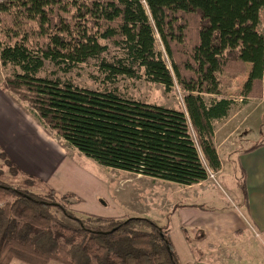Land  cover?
Returning a JSON list of instances; mask_svg holds the SVG:
<instances>
[{
  "label": "trees",
  "instance_id": "trees-1",
  "mask_svg": "<svg viewBox=\"0 0 264 264\" xmlns=\"http://www.w3.org/2000/svg\"><path fill=\"white\" fill-rule=\"evenodd\" d=\"M263 17L264 0H3L0 64L12 74L2 89L102 167L196 185L220 171L214 124L228 116L233 102L224 91L247 65L241 96H262ZM47 64L64 74L93 64L107 87L125 78L169 93L177 84L185 112L40 77ZM35 182L0 147V264H181L168 224L139 216L81 219L71 208L80 198Z\"/></svg>",
  "mask_w": 264,
  "mask_h": 264
},
{
  "label": "rangeland",
  "instance_id": "rangeland-1",
  "mask_svg": "<svg viewBox=\"0 0 264 264\" xmlns=\"http://www.w3.org/2000/svg\"><path fill=\"white\" fill-rule=\"evenodd\" d=\"M194 30L195 26L191 23L189 25L190 34ZM156 39L157 51L162 53L171 71L170 61L158 36H156ZM11 74V68H3L0 64V97H2L5 103L18 111L17 117L22 120L19 123L20 126L28 131L27 133L31 139L37 141L36 145H32L33 142H29L31 145L28 143L30 147L29 154L27 153L29 158L31 156L33 160L39 158L42 161V163L38 162V164L43 169L44 174L48 172L51 175L56 171L50 181H43L34 177L41 182H35L33 185H51L49 187L56 190L60 195L69 193L71 189L76 191L78 189V193L83 192L85 204L83 206L78 204L71 207L76 212L77 217L81 218L84 216L82 214L85 213H82L80 208H85L88 212L86 214L97 216L103 214V218L118 219L125 216L121 218L123 220L128 218V216L145 215L149 219H157L166 216L168 209L171 208L169 205L178 199L182 204L189 205L192 203L211 210H220L226 208L228 205L232 206V203H234L246 215V209L244 206L242 207L241 201L237 203L234 199V193L237 190V185L240 183V169L237 164V155L241 154L242 151L240 150L246 149V147H249L254 142L264 141V103L260 102L257 106L252 105L253 107L245 108L244 112H241L240 117L232 122L231 127H237V131L232 137V142L238 147L237 151L233 153L221 152L223 173L218 177L216 174H212V177L209 176L208 181L202 183V186L199 187V193L203 190L200 197L189 199L186 193H178L177 184L159 180L154 181L120 170L102 167L68 146L48 130H45L26 103L20 101L11 92L2 89L4 78ZM40 77H58L62 80H70L73 84L90 90H104L107 87L102 83V77L93 64L80 65L67 74L47 64ZM233 82L234 80L230 87L224 91V96L229 99V96L232 95L234 99L229 100L233 102L232 105L234 107L241 105V102H239L241 100L239 97V94L241 96V91L236 90V88L241 87V84L236 81L233 84ZM232 84L234 85L233 88ZM107 89L116 90L125 99L139 100L185 112L183 103L184 92L177 84L174 85L169 93H166L160 84L121 78L115 86H108ZM231 89L233 90L228 95ZM261 98L257 99L260 100ZM247 114H250L249 118H246ZM243 118H246L244 122H242ZM15 125L18 124L16 123ZM223 137L224 133H221L219 130L217 142L219 143ZM1 148L4 151L3 147ZM4 152L6 153V151ZM45 176L47 177L48 174ZM41 189H34L33 191L42 196L44 192ZM241 194L243 195L242 192ZM245 194L247 195V193ZM152 197H155V199ZM169 202L170 204H168ZM57 217L64 223L76 227L74 221L65 218L62 214L57 213ZM251 246L254 247L253 251L255 253L252 257H249L247 251ZM243 248H247L243 255L245 264H257L256 262L264 260V236L259 240H252V242L248 240V244L243 245ZM196 255L197 259L201 258L200 253ZM12 264L20 263L14 261Z\"/></svg>",
  "mask_w": 264,
  "mask_h": 264
},
{
  "label": "crops",
  "instance_id": "crops-1",
  "mask_svg": "<svg viewBox=\"0 0 264 264\" xmlns=\"http://www.w3.org/2000/svg\"><path fill=\"white\" fill-rule=\"evenodd\" d=\"M259 27L264 34V17ZM249 71L250 65H247V72L234 80V82H240L241 84V87L236 88V90L242 91ZM234 82L233 84H235ZM232 90L229 91L228 95H230ZM229 97L231 100L234 99L232 95ZM239 97L241 98L239 101L241 105L234 107L232 105L228 116L224 120L216 121L214 125L213 141L221 165L220 171L216 174L217 177L223 173L220 153H233L238 148L232 142V137L237 131V127H231L232 122L240 117L241 112H244L245 108L257 106L260 102L264 103V77L262 80V98L260 100L249 99L243 101L244 98L240 94ZM17 114L18 111L5 103L0 97V145L23 173L43 181H50L56 171L51 175L47 172L48 176L46 177L43 169L38 164V162L42 163V161L39 158L33 160L31 156L29 158L30 147L28 143L33 142L32 145H36L37 141L31 139L27 133L28 131L20 126L19 123L22 120L17 117ZM249 115L247 114L246 118H249ZM246 118H243L242 122ZM16 123L18 125H15ZM219 130L224 133V137L218 143L217 135ZM257 144H260V146L247 152ZM240 151H242L241 154L237 155L240 183L237 185L234 199L237 203L241 201L242 207L244 206L246 209V215L234 203H232V206L228 205L220 210H211L192 203L189 205L182 204L178 199L171 204L170 202L168 203L171 208L168 209L166 216L151 219L159 226L168 224L169 236L181 264H245L243 255L247 248H243V245L248 244V240L252 242V240H259L264 236V141L254 142L246 149ZM202 183L183 187V189L178 185V193H186L189 199L199 198L203 192V190L200 193L198 192ZM241 185L242 187H240ZM77 191L71 189L69 193H73L80 198L82 200L80 206H83L86 202L83 192L78 193ZM152 198L155 199V197ZM95 199L97 200L96 197ZM80 209L82 213H88L85 208ZM87 215L103 218V214L99 216ZM137 216L148 217L145 215L128 217ZM253 250L254 247L252 246L248 249L247 254L249 257L254 255L255 251ZM197 253H200L201 258L197 259ZM256 263L264 264V260Z\"/></svg>",
  "mask_w": 264,
  "mask_h": 264
},
{
  "label": "built area",
  "instance_id": "built-area-1",
  "mask_svg": "<svg viewBox=\"0 0 264 264\" xmlns=\"http://www.w3.org/2000/svg\"><path fill=\"white\" fill-rule=\"evenodd\" d=\"M2 1H3V0H0V3H1ZM212 174H213V173L210 172V173H209V176L212 177V176H211Z\"/></svg>",
  "mask_w": 264,
  "mask_h": 264
}]
</instances>
